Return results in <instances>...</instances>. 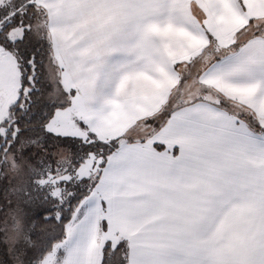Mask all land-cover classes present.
<instances>
[{
	"label": "snow or ice",
	"instance_id": "6c2138e0",
	"mask_svg": "<svg viewBox=\"0 0 264 264\" xmlns=\"http://www.w3.org/2000/svg\"><path fill=\"white\" fill-rule=\"evenodd\" d=\"M64 2L0 0V237L10 227L16 229L12 244L0 239V264H203L167 255L193 241L231 200L238 173L254 158L264 162V13L250 12L245 0H209L242 21L233 30L203 8L202 0H185L187 31L203 47L186 60L170 57L153 69L156 75L145 78V87L166 78L173 82L175 95L165 90L158 114L141 118L160 130L182 114L183 134L171 145L153 143L166 156L156 167L158 182L121 188L138 197L137 207L147 217L144 224L151 226L157 251L153 258H143L140 247L116 230V239L103 241L93 233L78 259L73 245L77 233L89 231L97 208L112 211L99 183L123 142L99 138V129L111 124L103 103L95 114H84L85 102L79 119L70 115L83 93L64 84V66L56 55L52 21L60 17ZM257 3L264 5V0ZM127 41L128 36L114 34L92 57L91 75L101 101L110 94L105 90L114 86V77L123 89L132 79L129 69L145 59L135 42ZM174 43L187 47L180 40ZM120 52L134 57L132 64L111 66L109 57ZM155 91L158 95L161 90ZM4 98H9L7 103ZM202 109L212 113L211 119L198 120ZM97 161L103 171L96 169ZM194 186L201 193L196 207L183 197ZM9 209L20 213L22 225L16 216L9 218ZM109 224L103 218L105 233ZM234 264H264V231Z\"/></svg>",
	"mask_w": 264,
	"mask_h": 264
},
{
	"label": "crops",
	"instance_id": "0c3cea01",
	"mask_svg": "<svg viewBox=\"0 0 264 264\" xmlns=\"http://www.w3.org/2000/svg\"><path fill=\"white\" fill-rule=\"evenodd\" d=\"M245 3L249 5L250 12L264 13V5L258 4L257 0H245ZM201 6L221 17L233 30L242 26L241 20L219 4L202 0ZM197 15L204 19L200 12ZM187 16L185 0H65L60 17L53 18L52 27L57 35L56 54H60V62L64 66V84L81 89L83 95L77 98L76 104L81 111V105L87 103L85 115L95 114L101 103L105 105V115L111 124L99 129V138L120 137L123 142V148L105 165L108 171L99 183V190L106 192L110 198L112 211L97 208L92 214L89 231L77 233L73 245L77 246L78 259L84 257L93 233H98L103 241L113 236L116 230H121L140 247L145 253L143 258L151 259L157 251L148 231L151 226L144 224L147 217L137 207L138 197L121 191V188L125 184L158 182L160 178L156 167L166 156L165 153H158L153 143L171 145L183 134V129L179 127L182 114L160 130H153L141 118L157 113V105L162 103L165 90L170 89L175 95L173 82L166 78L152 80L147 87L144 85L145 78L156 75L153 69L167 64L170 57L186 60L203 47V42L194 39L187 31ZM213 19L210 17L209 24ZM114 34L128 36L127 42H135L145 59L129 69L127 74L132 79L123 89L114 77V86L105 90L110 94L101 101L91 75L92 57L100 43ZM221 38L230 42L227 36L222 35ZM177 40L183 41L187 47H177L174 43ZM133 59L131 55L120 52L111 55L109 63L117 67L132 64ZM155 89L161 90L158 95ZM183 91L187 94L188 86ZM190 95H195V91ZM211 116L210 111L202 109L198 120H208ZM137 133L142 135L138 137ZM141 138L143 144L140 143ZM183 197L196 207L201 193L194 186L184 192ZM105 217L110 221L107 233L102 230ZM262 218L264 162L254 158L242 173L237 174L231 200L218 210L212 221L204 225L193 241L169 250L167 258L203 264H234L243 258L245 247L264 231ZM113 239L116 238L113 236Z\"/></svg>",
	"mask_w": 264,
	"mask_h": 264
},
{
	"label": "rangeland",
	"instance_id": "374dc122",
	"mask_svg": "<svg viewBox=\"0 0 264 264\" xmlns=\"http://www.w3.org/2000/svg\"><path fill=\"white\" fill-rule=\"evenodd\" d=\"M0 55H2V53H0ZM58 55L59 59H60V54H56ZM64 80V79H63ZM9 98H4L3 102L7 103V100ZM77 112H80V109L76 106L75 108L72 109V112L70 113V115H72V117L74 119H79V117L77 116ZM99 163L100 161L96 162V169L99 170ZM9 216V215H8ZM11 216H16V218L18 220H20L21 225L23 224V218L20 215V213H18L15 209H14V214H12ZM11 218V217H10ZM16 239V229L14 227H10L9 231L7 232V234L5 235V240L8 244H12L13 241Z\"/></svg>",
	"mask_w": 264,
	"mask_h": 264
},
{
	"label": "trees",
	"instance_id": "16d2710c",
	"mask_svg": "<svg viewBox=\"0 0 264 264\" xmlns=\"http://www.w3.org/2000/svg\"><path fill=\"white\" fill-rule=\"evenodd\" d=\"M120 140V137L118 138ZM14 214V209H9L8 210V215H9V218L12 217L11 215ZM0 239H4L5 240V236L4 237H0ZM6 242V240H5ZM7 243V242H6Z\"/></svg>",
	"mask_w": 264,
	"mask_h": 264
}]
</instances>
